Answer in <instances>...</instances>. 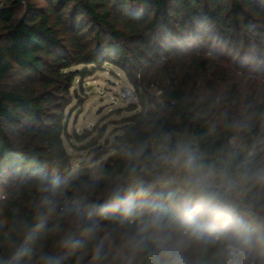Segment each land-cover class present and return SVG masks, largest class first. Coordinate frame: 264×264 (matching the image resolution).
<instances>
[{
    "label": "trees",
    "instance_id": "trees-1",
    "mask_svg": "<svg viewBox=\"0 0 264 264\" xmlns=\"http://www.w3.org/2000/svg\"><path fill=\"white\" fill-rule=\"evenodd\" d=\"M0 6V261L36 264L41 253H60L59 234L36 230L41 204L55 195L61 206L79 199L84 205L102 201L104 187L124 166L122 150L154 133H188L210 155L226 150L233 123L250 117L253 135L264 138V90L243 99L235 82L227 91L226 110L217 111L214 86L224 74L219 62L264 77V0H1ZM20 9L22 10L19 13ZM189 53V54H188ZM113 63L140 92V104L159 101L146 111L124 118L113 153L92 165L72 167L63 144L69 138L63 111L77 76L87 65ZM74 65H83L72 70ZM221 75V76H220ZM204 96V95H203ZM215 103V104H214ZM223 108V109H224ZM218 112V113H217ZM223 122L214 125V118ZM216 118V119H219ZM87 137L76 135L81 141ZM239 158L248 155L253 138L246 137ZM96 143L91 140L87 147ZM264 148V145H261ZM94 158L100 149L92 150ZM264 156V151H258ZM46 177V179H45ZM59 177L61 190L53 193ZM95 178L94 193L78 191ZM98 219V218H96ZM79 233L73 219L53 216ZM110 224V221H102ZM30 249L32 256H18ZM79 253L65 264H77ZM84 264H92L90 253Z\"/></svg>",
    "mask_w": 264,
    "mask_h": 264
},
{
    "label": "clouds",
    "instance_id": "clouds-1",
    "mask_svg": "<svg viewBox=\"0 0 264 264\" xmlns=\"http://www.w3.org/2000/svg\"><path fill=\"white\" fill-rule=\"evenodd\" d=\"M232 126L235 148L253 138L242 159L236 150L213 157L187 137L159 131L122 150L124 166L102 201L61 206L55 195L46 197L36 230L58 233L65 251L41 253L36 264H65L76 253L77 264L89 253L92 264H264V138L253 135L250 117ZM61 184L52 181L53 193ZM99 187L93 178L78 191ZM53 216L75 220L79 233L61 222L48 229Z\"/></svg>",
    "mask_w": 264,
    "mask_h": 264
},
{
    "label": "rangeland",
    "instance_id": "rangeland-1",
    "mask_svg": "<svg viewBox=\"0 0 264 264\" xmlns=\"http://www.w3.org/2000/svg\"><path fill=\"white\" fill-rule=\"evenodd\" d=\"M22 10L20 9L19 13ZM1 27V25H0ZM1 29V28H0ZM189 54V53H188ZM83 65H74L72 70L81 69ZM88 74L77 76L72 86L70 94L66 99V106L63 116L67 126L69 138L63 137V144L70 155L72 167L78 165H92L98 163L107 155L113 153V141L117 135L121 134L126 123L125 117L131 115L135 110H129L130 104H136L137 110H146L148 107H154L160 100L161 91L154 86L149 87L148 92L153 96L156 102L150 101L146 106L140 104V92L136 99L125 100L122 96V90L125 88H135L128 80L125 72L113 63L105 62L101 65H87ZM219 68L223 72V78H219L214 86L203 85L200 89L201 101L205 96L216 97L217 111H225L227 91L231 82H235L239 88L242 99L248 96L253 90H264V77L255 75L238 68L234 63L226 60L219 62ZM221 76V75H220ZM204 95V96H203ZM203 99V100H202ZM215 104V103H214ZM224 108V109H223ZM217 112V113H218ZM214 118V125L220 126L223 120ZM222 121V122H221ZM87 133V137L81 141L76 139V135ZM238 133L233 130L229 143H232V137ZM179 137L189 138L188 133L178 134ZM96 140V143L87 147V143ZM233 144V143H232ZM100 149L101 157L92 161L94 156L92 150ZM245 149V141H241L238 148L240 153Z\"/></svg>",
    "mask_w": 264,
    "mask_h": 264
},
{
    "label": "built area",
    "instance_id": "built-area-1",
    "mask_svg": "<svg viewBox=\"0 0 264 264\" xmlns=\"http://www.w3.org/2000/svg\"><path fill=\"white\" fill-rule=\"evenodd\" d=\"M1 4H2V1L0 0V6H1ZM138 95H139V90L136 88H125L124 90H122V93H121V96L125 100L136 99L138 97ZM158 102L162 105V102H160V101H158ZM145 111L146 110H144V112ZM189 139H191L194 143L199 145L198 140L196 138H194L193 136H190ZM233 150H236V152H238V148H235V146L232 143H229V146L226 150H222L219 153L213 154L211 156H213V157L222 156V155L228 153L229 151H233Z\"/></svg>",
    "mask_w": 264,
    "mask_h": 264
}]
</instances>
